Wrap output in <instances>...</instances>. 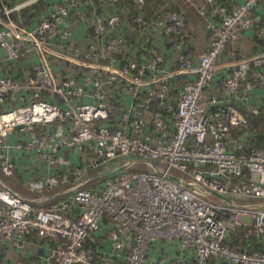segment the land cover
I'll return each mask as SVG.
<instances>
[{"label": "built area", "instance_id": "1", "mask_svg": "<svg viewBox=\"0 0 264 264\" xmlns=\"http://www.w3.org/2000/svg\"><path fill=\"white\" fill-rule=\"evenodd\" d=\"M33 1L0 0L1 174L14 177L13 150H31L47 165L45 188L61 187L65 179L49 172L63 159V150L84 162L71 167L66 161V171L78 178L102 164L104 171L133 164L100 186L86 187L98 173L84 177L59 191L70 197L46 208L0 180V252L9 248L17 254L14 261L0 258V264H23L20 254L34 235L50 242L39 264H264V249L236 250L225 242L229 231L239 228L245 238L264 245V207L257 206L264 204V144L236 154L246 134L241 139L235 134L260 112L247 97L253 88H264V52H231L229 74L220 90L212 87L217 59L251 28L260 0H243L230 9L220 0H203L208 13L204 8L199 13L210 17L208 48L196 60L179 54L173 69L156 44L158 37L182 35L183 6L148 16L145 0H131L136 10L131 28L140 40L130 48L124 37L114 35L123 24L120 17L98 14L102 6L93 0L55 2L32 28L14 22L12 13ZM82 5H92L88 14L94 16L93 37L84 47L74 46L68 29L89 16L81 14L73 26L67 21L71 9ZM259 33L264 38V30ZM59 37L70 44L58 42ZM34 55V63L20 66L24 74L7 75V65L13 68ZM52 59H58L56 65ZM63 61L79 66L80 76L69 66L65 71ZM45 91L47 100L41 99ZM118 103L122 110L114 116ZM243 104L245 113L238 108ZM37 126L46 132L38 135ZM17 129L29 139L10 146L5 139ZM116 158L122 160L107 166ZM137 168L146 171H130ZM170 174L196 183L204 194ZM71 206L77 217L65 213ZM105 216L111 221L109 248L89 253L84 246L101 230Z\"/></svg>", "mask_w": 264, "mask_h": 264}, {"label": "crops", "instance_id": "2", "mask_svg": "<svg viewBox=\"0 0 264 264\" xmlns=\"http://www.w3.org/2000/svg\"><path fill=\"white\" fill-rule=\"evenodd\" d=\"M174 1L176 0H153L151 4L148 6L147 10L150 12L154 9L155 12H159V10H165L167 7L172 8L174 6ZM227 7L234 8L238 4H240L243 0H220ZM191 4L187 9L186 13V27L185 32L179 39L177 37H158V41L156 47L161 51L165 57V65L170 68L172 64L175 65L176 56L185 53H190L195 60L197 57L204 52L207 47V37H206V25L208 20H210L209 16H203L199 13V9L204 8L208 13L207 8L203 4V0H189ZM258 6V5H257ZM254 11V19L255 20H264V4H261ZM145 13V14H148ZM149 15V14H148ZM151 15V14H150ZM60 26H62L63 22H58ZM77 26H80L79 24ZM72 27L69 30H75V36H80L77 41L80 43L82 47L87 44L86 30L87 28L80 27ZM74 28V29H73ZM124 28V29H123ZM126 28V29H125ZM73 29V30H72ZM123 29V30H122ZM264 30V28H262ZM119 31V30H118ZM121 35H125L127 37H131L132 44L135 41L138 43L139 38L132 32L131 26L129 27L127 23L123 22L120 27V31L118 32ZM228 48L219 56L217 59L218 68L214 76V80L212 83V87H216L215 85H221L222 78L229 74L230 67H228L230 53L233 51L239 52L243 56H249L251 54L264 52V43H260L257 41L256 32L251 27L248 30L241 32L237 38V40L228 45ZM36 61L35 55L30 58H21L18 63L13 67L14 70H10L11 75L20 76L22 73L26 72V68L21 71L20 66L27 64L30 65ZM63 63H65L63 61ZM76 68L71 69L76 75L79 77V70L81 69L79 66L75 65ZM11 76V77H12ZM16 77H12L13 79ZM213 88H211L213 90ZM220 90V88H219ZM247 102L249 105H262L264 106V88L255 87L249 93L247 97ZM3 107V105H2ZM239 110L241 112H246V105H240ZM29 139V135L27 132L23 130H15L13 132L8 133L5 142L10 146L15 145L18 141L25 142ZM15 163V173L12 178L15 181V184L10 183L8 178H4L0 172V180L5 182L11 189L15 192L21 194L24 198L29 200V202L33 205H44L51 200H58L61 197L59 195V191L61 189L67 188L69 185L65 184L66 179L63 180L61 187L58 188H48L44 187L41 182L43 176L46 173L47 165L35 157L31 150H22L16 151L13 150L12 155ZM69 160L71 164L79 165L81 163L80 157L72 150L67 154L63 155V159L59 164L54 165L53 168L49 169L51 174H54L62 167H65L66 161ZM107 166H109L107 164ZM57 174V173H56ZM72 185V184H71ZM63 187V188H62ZM100 232V231H99ZM99 232L96 233L92 241L95 246V251H106L109 248V240L107 236H100L97 241L95 239L99 235ZM98 234V235H97ZM162 248L165 246L160 244ZM50 242L45 239L39 238L37 236H32L29 239V244L24 252L20 254V258L23 259V264H39L38 256L41 254H47L49 252ZM17 257V254L14 250L9 248H3L0 252V258L8 261H14Z\"/></svg>", "mask_w": 264, "mask_h": 264}, {"label": "trees", "instance_id": "3", "mask_svg": "<svg viewBox=\"0 0 264 264\" xmlns=\"http://www.w3.org/2000/svg\"><path fill=\"white\" fill-rule=\"evenodd\" d=\"M151 1H153V0H145V6L143 8V12H145V13L148 12L147 8L151 4ZM55 2L66 3L65 0H35L32 3H30L29 5L24 6L23 8H21L19 11L13 12L12 13V19H13L14 22H16L18 24H21L22 26H24L26 28H32L36 24H38L43 17L48 15V12H49V10L51 8V5L53 3H55ZM174 3L175 4L172 7V9L173 8H178L180 6H183V7L187 6L189 8L190 5H191L189 3V0H176V1H174ZM203 4H204V1H203ZM261 4H264V0H260L258 6L261 5ZM93 5H97V6L101 5L102 6V8H98V10H97L98 14H103L106 17H108L110 15H113V14H116V15H118L120 17L121 21L127 23V25L129 27L131 26V24L133 26V22L132 21H133V18L135 16V14H136V10H135L134 5L131 2V0H120V1H117V2L110 1V0H93ZM258 6L256 8H258ZM91 9H92V5H82L80 8L71 9L70 17H68V20H67L68 22H72V26H73L74 22H78V18H79V16L81 14L88 15L89 18L85 22V24H79L83 28H87V30H86L87 40L88 39L92 40V37H93L92 36V27H93L92 22H93V17L94 16L91 17L89 15ZM167 9H171V8L167 7L165 10H167ZM165 10H159V12L161 13V12H163ZM256 10L257 9H255V11ZM155 13H157V12H155L154 9H153L150 12H148L149 15L148 14L147 15L148 16H152ZM77 25H75V26H77ZM75 26H73V27H75ZM80 26H77V27H80ZM185 27H186V24H185ZM251 27L256 32L257 41L263 44L264 43V38L260 35L259 32H260V30H262V28H264V20H262V21L258 20L257 21V20L254 19ZM75 29H76V27H75ZM68 32H69V36H70L69 39L73 42L74 46H81L80 43L77 41V39H79L80 36L79 35L75 36V30L70 31L68 29ZM118 32H115L114 35H118V36L124 37V39L130 43V48H131V44H132V41H133L131 39V37H127L125 35H121ZM184 32H185V29H184L183 33ZM183 33H182V35H183ZM108 34L110 35V33H108ZM181 36H179V37H181ZM179 37H177V39H179ZM206 37H207V34H206ZM60 40L62 41V43L70 44V41L65 40V38L63 40L62 38L59 37V40H57V41L60 42ZM226 48H228V47H226ZM226 48H225V50H226ZM185 53H187V51ZM162 55H163V53H162ZM163 57H164V55H163ZM164 59H165V57H164ZM57 60L52 59V62H51V63H53L52 65H56L54 63ZM60 65L64 66V70H65V67H67V66H69L70 69L76 68L75 65L70 66L69 63H67V62H65L64 64L62 63ZM176 66H177L176 63H175V65L172 64V66H170V69H173ZM6 68L8 70L7 71V75H9L11 77L12 75H11V72H10L9 69L12 70L13 68L10 67V65H7ZM12 77H16V76L13 75ZM215 86H216V87H214L215 89H219L220 88L219 84L215 85ZM41 99H43V100H47L48 99V96L46 95V91L43 92V94L41 96ZM60 101H61V99H58V97H57V102H60ZM121 108H122V104L118 103L116 105V108H115V111H114L113 115L116 116L118 113H120V111L122 110ZM259 108H260V112L256 116H253V117L248 119V127L246 129L235 131V134L238 136L239 139H241L240 135H242L244 133L246 134L245 137L243 136L244 138L242 140H240L241 146H240V148H238L236 150V154H241V153L247 154L249 152V150L257 148V147H259V146L264 144V106L259 105ZM50 128H51L50 130L54 129L53 126H51ZM46 130H47V128H45L44 126H37L36 127V131H37L38 135L46 132ZM68 152H70V150H63L61 153L63 155H65ZM119 163H122V162H119ZM82 164H84L83 161H81V163L79 165H82ZM76 165L77 164H72L71 167H74ZM66 168L67 167L65 165V167H62L61 169H59L55 173H57L58 175H60L62 177L65 176V179H66L65 184L70 186L71 184H75L78 181H81L84 177L86 178V177H88L90 175H93L95 173H99V172L104 171L105 166L99 165L97 168L88 169L87 172H86V175L84 177H80V178L68 173L66 171ZM130 171L145 172L146 170L143 169V168H137V169H131ZM14 173H15V171H14ZM2 176L4 178H7L4 175H2ZM108 177H110V176L94 179L91 182H89L86 185V187L100 186V185H102L104 183V181ZM66 197H70V193L63 194V195H61L60 198H58V200H51L50 202H47L44 205L42 204V206H44L45 208L49 207L50 204L58 203L59 201L63 200ZM76 212H77V209H74V206H71L69 209H67L65 211L66 214L71 215L73 217H77V213ZM110 229H111V221L108 218V216H105L103 218V220H102L101 230L99 232V235L97 234L98 236L95 239V241H97L99 238H101L100 236L109 235ZM225 242H227L231 248L236 249V250L246 249L248 252H252V251H255V250H263L264 249V245H263V243L261 241H258L256 239H252V238H245L242 235V230L239 229V228H236L234 230H230L229 233H228V236L225 239ZM95 246L96 245L92 241H87V243L85 244L84 247L87 249V251L89 253L94 254L95 253Z\"/></svg>", "mask_w": 264, "mask_h": 264}, {"label": "water", "instance_id": "4", "mask_svg": "<svg viewBox=\"0 0 264 264\" xmlns=\"http://www.w3.org/2000/svg\"><path fill=\"white\" fill-rule=\"evenodd\" d=\"M16 128H19V127H16ZM132 164H133V161H127V162H125V163H123V164H121V165H119V166H116V167H114V168H111L110 170H107V171H104V172H101V173L96 174V176H94L92 179L102 178V177H107V176H110V175L115 174V173H117V172L125 171V170H127ZM152 166L154 167V170H155L156 172H158V169H157L156 165H155V164H152ZM169 176H170V178H172L174 181H176V182L182 184L183 186H186V187L190 188V189L193 190V191H196V192H199V193H201V194H204V191L200 190V189L198 188V185H197L196 183H194V182H192V181H188V180H186V179H183V178H181V177H179V176H177V175L170 174ZM92 179H90V180H92ZM2 182H3V181H2ZM3 183H5V182H3ZM81 185H83V183H81ZM210 194H211V196H212L213 198H215V199H217V200H220V201L222 200V201L227 202V203H229V204L232 203V199L229 198V197H227V196H223V195H220V194H217V193H214V192H210ZM257 206H258V207H264V204L259 203V204H257Z\"/></svg>", "mask_w": 264, "mask_h": 264}, {"label": "rangeland", "instance_id": "5", "mask_svg": "<svg viewBox=\"0 0 264 264\" xmlns=\"http://www.w3.org/2000/svg\"><path fill=\"white\" fill-rule=\"evenodd\" d=\"M75 25H77V24H74V26ZM117 159H120V160H122V158H116V159H113V160H111L109 163H107V164H109L110 165V163H115L116 161H117ZM103 166H105L106 164H102ZM172 172L173 173H176V174H180V173H178L177 171H175V170H172ZM9 181H10V183H12V184H15V181H13L12 179H9ZM61 191H63V190H61ZM62 193H64V192H62ZM234 199H235V197H233Z\"/></svg>", "mask_w": 264, "mask_h": 264}, {"label": "clouds", "instance_id": "6", "mask_svg": "<svg viewBox=\"0 0 264 264\" xmlns=\"http://www.w3.org/2000/svg\"><path fill=\"white\" fill-rule=\"evenodd\" d=\"M121 165V164H120ZM114 168V167H113ZM110 170V169H109ZM127 170H129V169H127ZM107 171V170H106ZM126 171V170H125ZM102 172H104V171H102ZM121 172H123V171H121ZM101 173V172H100ZM117 173H119V172H117ZM113 175V174H112ZM111 176V175H110ZM97 179V178H96ZM94 180V179H93ZM92 181V180H91ZM90 181V182H91Z\"/></svg>", "mask_w": 264, "mask_h": 264}]
</instances>
